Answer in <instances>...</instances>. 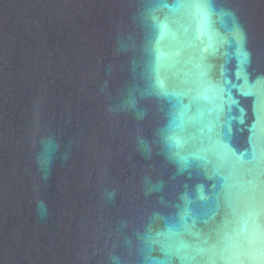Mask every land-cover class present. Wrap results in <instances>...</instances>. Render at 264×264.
Listing matches in <instances>:
<instances>
[{
  "label": "water",
  "instance_id": "obj_1",
  "mask_svg": "<svg viewBox=\"0 0 264 264\" xmlns=\"http://www.w3.org/2000/svg\"><path fill=\"white\" fill-rule=\"evenodd\" d=\"M0 264H264V0H0Z\"/></svg>",
  "mask_w": 264,
  "mask_h": 264
}]
</instances>
